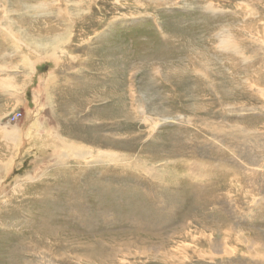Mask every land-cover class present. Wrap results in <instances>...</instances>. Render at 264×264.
I'll use <instances>...</instances> for the list:
<instances>
[{
    "label": "rangeland",
    "instance_id": "obj_1",
    "mask_svg": "<svg viewBox=\"0 0 264 264\" xmlns=\"http://www.w3.org/2000/svg\"><path fill=\"white\" fill-rule=\"evenodd\" d=\"M0 264H264V0H0Z\"/></svg>",
    "mask_w": 264,
    "mask_h": 264
},
{
    "label": "built area",
    "instance_id": "obj_2",
    "mask_svg": "<svg viewBox=\"0 0 264 264\" xmlns=\"http://www.w3.org/2000/svg\"><path fill=\"white\" fill-rule=\"evenodd\" d=\"M12 118L14 117V115L11 116Z\"/></svg>",
    "mask_w": 264,
    "mask_h": 264
}]
</instances>
